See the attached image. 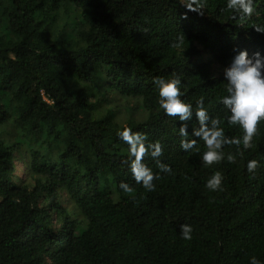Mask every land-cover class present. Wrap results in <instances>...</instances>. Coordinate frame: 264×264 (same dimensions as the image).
Instances as JSON below:
<instances>
[{
	"label": "trees",
	"instance_id": "obj_1",
	"mask_svg": "<svg viewBox=\"0 0 264 264\" xmlns=\"http://www.w3.org/2000/svg\"><path fill=\"white\" fill-rule=\"evenodd\" d=\"M0 264H264V0H0Z\"/></svg>",
	"mask_w": 264,
	"mask_h": 264
},
{
	"label": "rangeland",
	"instance_id": "obj_2",
	"mask_svg": "<svg viewBox=\"0 0 264 264\" xmlns=\"http://www.w3.org/2000/svg\"><path fill=\"white\" fill-rule=\"evenodd\" d=\"M182 1H188V0H182ZM214 70H215V73H222V72H231L233 73V70H235V67H226V66H223V67H219V65H215L214 66ZM233 77L234 78H237V73L233 74ZM14 167H15V170H14V173L13 175L14 176H20L21 174H23L24 170H25V167H24V161L21 157H17V159L15 160L14 162Z\"/></svg>",
	"mask_w": 264,
	"mask_h": 264
}]
</instances>
